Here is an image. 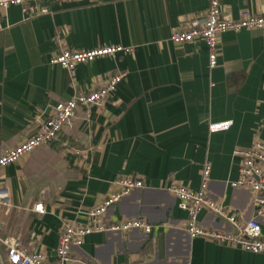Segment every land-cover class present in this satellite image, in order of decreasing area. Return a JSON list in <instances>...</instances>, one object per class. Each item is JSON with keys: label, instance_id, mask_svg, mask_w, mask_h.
<instances>
[{"label": "crops", "instance_id": "crops-1", "mask_svg": "<svg viewBox=\"0 0 264 264\" xmlns=\"http://www.w3.org/2000/svg\"><path fill=\"white\" fill-rule=\"evenodd\" d=\"M209 1H48V13L30 18L17 5L0 9V151L33 135L57 103L126 72L102 106L79 107L55 139L0 169L8 188L0 238L18 237L53 264L61 224L84 223L117 178L134 177L142 187L105 218H143L152 232L89 234L72 247L73 264H264V253L190 237L187 213L168 190L172 182L197 190L209 163L211 197L243 220L254 214L252 193L230 182L238 176L234 148L264 141V27L221 34L217 66L209 69L202 39L170 40ZM218 2L226 18L264 13V0ZM114 45L133 52L95 58L72 72L50 63L61 48ZM71 147L89 148L88 156ZM37 202L44 213L34 211ZM199 218L203 226L232 229L214 213ZM259 222L264 235V216ZM4 249L0 241V264H8Z\"/></svg>", "mask_w": 264, "mask_h": 264}, {"label": "built area", "instance_id": "built-area-1", "mask_svg": "<svg viewBox=\"0 0 264 264\" xmlns=\"http://www.w3.org/2000/svg\"><path fill=\"white\" fill-rule=\"evenodd\" d=\"M48 1L59 0H0V9L10 5L21 8L26 17L46 14L50 9L45 5ZM187 23V22H186ZM175 27L170 35L173 44H182L202 39L207 46L208 68L217 66L219 55V38L227 31L239 32L243 29L264 27V13L243 11L239 18L231 19L222 16L218 0H210L205 13L187 24ZM131 53V46H101L91 49L61 48L50 59L51 64H58L72 72L74 68L87 61L117 53ZM126 76L124 70L112 72L103 85L88 92L75 94L70 99L59 102L53 107L52 115L39 122L33 135L19 142L16 146L0 151V169L17 162L33 152L35 148L55 139L65 124L71 122L79 107L102 106L117 84ZM76 156L86 158L89 148H69ZM233 155L239 158L238 176L230 182L233 188H242L252 193L254 205L253 217L243 220L232 213L221 202L214 200L208 191L210 165L206 163L202 169L200 186L191 189L177 182H172L168 190L177 199L180 209L186 211V231L190 237H203L221 244L237 246L252 253H264V235L259 218L264 216V141L254 140L247 147H236ZM142 181L134 177H119L112 185L111 191L94 207L87 210L84 223H62L59 230L58 244L55 249L53 264H73L76 260L71 254L73 246L83 243L85 237L92 233L130 232L140 230L149 234L153 225L143 218L120 219L108 221L105 218L110 206L117 203L132 190L142 187ZM8 203V188L0 181V208ZM34 211L44 213L42 202L34 205ZM214 213L226 221L230 231L203 226L200 213ZM4 245L8 264H48L44 251L30 250L23 241L15 236L0 238Z\"/></svg>", "mask_w": 264, "mask_h": 264}, {"label": "clouds", "instance_id": "clouds-1", "mask_svg": "<svg viewBox=\"0 0 264 264\" xmlns=\"http://www.w3.org/2000/svg\"><path fill=\"white\" fill-rule=\"evenodd\" d=\"M204 121L203 120H201V123H203Z\"/></svg>", "mask_w": 264, "mask_h": 264}, {"label": "trees", "instance_id": "trees-1", "mask_svg": "<svg viewBox=\"0 0 264 264\" xmlns=\"http://www.w3.org/2000/svg\"><path fill=\"white\" fill-rule=\"evenodd\" d=\"M5 250V249H4ZM5 255H6V251H5Z\"/></svg>", "mask_w": 264, "mask_h": 264}]
</instances>
